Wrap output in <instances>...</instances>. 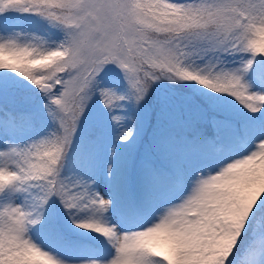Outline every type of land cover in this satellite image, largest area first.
<instances>
[{
	"label": "snow or ice",
	"instance_id": "1",
	"mask_svg": "<svg viewBox=\"0 0 264 264\" xmlns=\"http://www.w3.org/2000/svg\"><path fill=\"white\" fill-rule=\"evenodd\" d=\"M0 264H264V0H0Z\"/></svg>",
	"mask_w": 264,
	"mask_h": 264
}]
</instances>
